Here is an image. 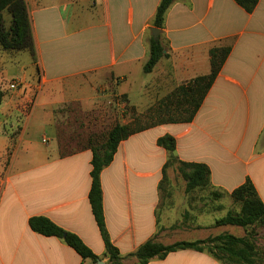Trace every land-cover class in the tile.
Masks as SVG:
<instances>
[{
    "label": "crops",
    "instance_id": "0c3cea01",
    "mask_svg": "<svg viewBox=\"0 0 264 264\" xmlns=\"http://www.w3.org/2000/svg\"><path fill=\"white\" fill-rule=\"evenodd\" d=\"M25 2L39 63L27 50L0 46V264H98L63 239L34 232L33 217L77 235L108 263L89 201L93 152L85 147L62 156V122L93 138L117 124L133 125L135 115L145 122L120 143L100 177L107 232L123 264H139L131 255L150 240L172 245L234 235L229 227L236 226H215L240 210L224 202L232 191L250 180L264 203V0L252 13L235 0L176 1L159 29L165 56L150 73L144 66L161 0ZM217 47L231 53L190 119L187 105L176 107L177 90L210 74ZM13 75L23 82L18 90L5 88ZM4 128L19 129L16 143ZM166 135L175 139L179 161L210 170L209 185L189 193L182 178L185 208L177 218L161 208L173 199V184L164 187L170 153L158 145ZM148 264L222 263L207 251L185 249Z\"/></svg>",
    "mask_w": 264,
    "mask_h": 264
},
{
    "label": "trees",
    "instance_id": "16d2710c",
    "mask_svg": "<svg viewBox=\"0 0 264 264\" xmlns=\"http://www.w3.org/2000/svg\"><path fill=\"white\" fill-rule=\"evenodd\" d=\"M178 0H161L157 8L154 26L161 29L165 21V15L170 6ZM246 12L252 13L257 7L259 0H235ZM8 11L12 17V23L7 30L4 23L3 11ZM0 45L4 50L30 52L35 63H39L37 45L33 33L31 18L25 0H0ZM231 53L229 47H217L210 51L211 72L207 76L199 77L190 83L187 87H180L177 94L182 99L176 106L188 113L190 119L199 110L207 93L214 84L217 76L221 72L226 60ZM165 56L164 48L160 41L150 40V58L144 66V72L150 73L161 58ZM4 93L0 91V102ZM190 119L188 121H190ZM175 122L178 120H169ZM167 120L160 123H166ZM144 127L133 125H115L106 135L93 138L87 137L88 142L84 146L79 145V149L66 152L62 150L61 155L68 156L76 151L89 147L93 152L91 178L92 184L89 193L91 209L100 230L105 244V256L108 258L107 264H123V257L119 250L112 244L106 228L103 193L101 187V173L114 160L115 154L120 143L127 140L132 135L142 131ZM102 143L98 145L99 141ZM158 145L165 148L170 157L165 166L168 168L171 163H176V170L186 181V193L197 188H206L210 183V170L205 164L181 162L174 155L176 141L172 136L166 135L159 138ZM215 199L223 195L213 192ZM231 198L235 203L240 204L239 212L230 211L224 218L216 221L215 226H236L248 228L259 225L264 231V203L259 198L257 191L250 180L236 188L231 193ZM31 229L43 236H53L61 238L74 249L83 259H91L98 262L99 258L93 251L75 234L70 233L54 224L45 217H33L29 221ZM257 242H252L246 238L238 237L232 234H222L198 240L194 242H177L172 245H164L155 240H150L141 245L131 256L135 257L139 264H148L151 259H164L170 253L193 249L196 251H207L222 264H254Z\"/></svg>",
    "mask_w": 264,
    "mask_h": 264
},
{
    "label": "rangeland",
    "instance_id": "374dc122",
    "mask_svg": "<svg viewBox=\"0 0 264 264\" xmlns=\"http://www.w3.org/2000/svg\"><path fill=\"white\" fill-rule=\"evenodd\" d=\"M3 18H4V23H5V27L8 30L11 26L12 23V17L10 15V13L8 11H3ZM35 19H37V15L35 16ZM1 46V45H0ZM2 47V46H1ZM3 49V48H2ZM4 50V49H3ZM6 52H14V50H5ZM17 52V51H15ZM23 62H20V64ZM19 63H17L16 65H18ZM14 66V65H13ZM20 77V76H19ZM20 78H18V76H12V78H10V80H7V83H9V87H5L8 90H13L12 88H15L16 90L20 89L19 84H22L23 82H21L19 80ZM14 83V84H13ZM14 85V87H11V85ZM19 85V86H18ZM33 99H35V96L33 97ZM135 117V121L133 122V124L137 127H141L145 124V122L143 120H141V116H134ZM13 119V118H12ZM146 124H148L146 122ZM11 125V124H10ZM13 128V127H12ZM59 131V143L62 147V150L66 151V152H70V150L74 149L77 150L79 149V145L80 146H84L85 144H87V136L89 134V132L83 128H78L77 124H74L72 122H68L67 124L65 122H62L61 125H59L58 128ZM4 132H7L5 134L10 135V138H12L14 140L13 143H16L15 140L18 138L17 134L19 133V129H11V128H4ZM100 143H102V140L99 141V143H97L98 145H100ZM12 155V151L9 153ZM177 164L171 163L170 166L167 168L168 173L166 175V180H165V184L164 187L166 188L167 184H170L172 186V198L171 200H164L163 204H161V208H165V209H169L172 212H176V218L180 216H183V210L185 208V199H186V195H185V191H184V182L182 181V177L181 175L176 171V167ZM228 190H225L224 193L226 194V192L230 191L229 189H231V187H233L232 185L228 186ZM233 199H225L224 202L225 204H229V207H231V209H236L240 206V204L235 203L234 201H232ZM222 214L219 213L217 216H215L216 218H214L213 215H207L205 216V220L206 221H213L214 219H217L221 216ZM175 218V215H172V219L173 220ZM168 223H166L167 225ZM229 231L230 233H233L234 235L238 236V237H242V238H246L247 240H250L252 242H257V247H256V255L254 256V264H264V231L261 228V226L259 225H254L248 228H237V227H229ZM181 237L184 236V234L182 233L180 235ZM167 241V240H165Z\"/></svg>",
    "mask_w": 264,
    "mask_h": 264
},
{
    "label": "water",
    "instance_id": "95a60500",
    "mask_svg": "<svg viewBox=\"0 0 264 264\" xmlns=\"http://www.w3.org/2000/svg\"><path fill=\"white\" fill-rule=\"evenodd\" d=\"M159 35H160V30L157 28L152 29V36L155 41H159ZM98 264H103V262L98 261Z\"/></svg>",
    "mask_w": 264,
    "mask_h": 264
},
{
    "label": "built area",
    "instance_id": "2783aa9c",
    "mask_svg": "<svg viewBox=\"0 0 264 264\" xmlns=\"http://www.w3.org/2000/svg\"><path fill=\"white\" fill-rule=\"evenodd\" d=\"M13 84H14V83H13ZM13 84H12L11 86H13V87H14V85H13ZM19 85H20V86H22V84H19ZM19 85H18V86H19Z\"/></svg>",
    "mask_w": 264,
    "mask_h": 264
}]
</instances>
